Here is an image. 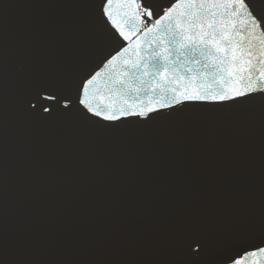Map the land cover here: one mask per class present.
<instances>
[{"label": "snow or ice", "instance_id": "obj_1", "mask_svg": "<svg viewBox=\"0 0 264 264\" xmlns=\"http://www.w3.org/2000/svg\"><path fill=\"white\" fill-rule=\"evenodd\" d=\"M11 6L0 2V264H264V0H31L15 26ZM238 107L246 138L170 155L82 136L18 148L8 135L12 111L100 138ZM189 170L203 201L144 208L147 172Z\"/></svg>", "mask_w": 264, "mask_h": 264}, {"label": "water", "instance_id": "obj_2", "mask_svg": "<svg viewBox=\"0 0 264 264\" xmlns=\"http://www.w3.org/2000/svg\"><path fill=\"white\" fill-rule=\"evenodd\" d=\"M12 6L7 9L10 25L35 14L37 9L29 7L31 0H0ZM203 109L214 107L202 105ZM251 114L242 107L223 109L221 111H186L178 113L171 119L153 120L144 125L130 126L123 136L91 137L89 133L69 130L62 126L44 127L11 112L8 135L11 144L18 148L26 146L40 147L63 141L71 136H82L88 144L103 148L140 155L162 153L170 155L175 145L187 143L193 139L206 142L230 140L247 137V122ZM256 126L252 139V149L256 157V175L258 177L259 159V117H255ZM144 208L153 214L163 215L196 204L206 198L198 174L188 171L184 176H158L147 172L144 176ZM15 211V208H13Z\"/></svg>", "mask_w": 264, "mask_h": 264}]
</instances>
